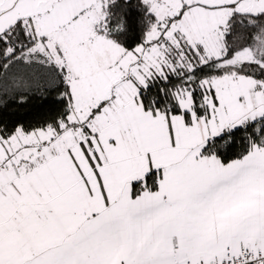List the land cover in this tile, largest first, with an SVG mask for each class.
Masks as SVG:
<instances>
[{"label":"snow or ice","instance_id":"snow-or-ice-1","mask_svg":"<svg viewBox=\"0 0 264 264\" xmlns=\"http://www.w3.org/2000/svg\"><path fill=\"white\" fill-rule=\"evenodd\" d=\"M0 264H264V0H0Z\"/></svg>","mask_w":264,"mask_h":264}]
</instances>
